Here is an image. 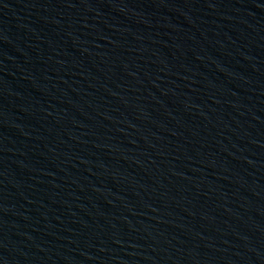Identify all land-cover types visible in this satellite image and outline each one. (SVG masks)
<instances>
[{"label":"water","instance_id":"obj_1","mask_svg":"<svg viewBox=\"0 0 264 264\" xmlns=\"http://www.w3.org/2000/svg\"><path fill=\"white\" fill-rule=\"evenodd\" d=\"M0 264H264V0H0Z\"/></svg>","mask_w":264,"mask_h":264}]
</instances>
